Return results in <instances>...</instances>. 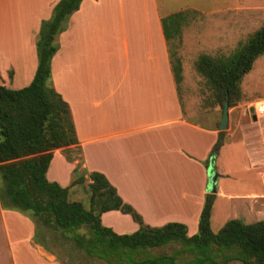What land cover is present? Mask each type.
<instances>
[{"label": "crops", "instance_id": "0c3cea01", "mask_svg": "<svg viewBox=\"0 0 264 264\" xmlns=\"http://www.w3.org/2000/svg\"><path fill=\"white\" fill-rule=\"evenodd\" d=\"M56 1L0 0V85L18 89L30 82L39 22ZM168 14L159 13L155 0H81L70 14L50 59V77L68 106L80 151L67 161L62 148L53 149L45 176L65 186L79 160L86 171L103 174L143 223L177 221L191 235L210 191L207 159L220 115L204 78L194 65L186 67L182 49L180 79L174 80L172 38H164L160 21ZM178 37L182 44L187 38L182 30ZM251 114L239 125L240 190L225 193L220 183L229 174L210 172L217 174L215 199L238 200L242 214L259 220L264 218V159L254 156L242 130ZM99 219L116 233L138 227L118 210L104 211ZM36 225L0 207V264H58L33 241Z\"/></svg>", "mask_w": 264, "mask_h": 264}, {"label": "trees", "instance_id": "16d2710c", "mask_svg": "<svg viewBox=\"0 0 264 264\" xmlns=\"http://www.w3.org/2000/svg\"><path fill=\"white\" fill-rule=\"evenodd\" d=\"M80 1L57 0L49 16L40 20L34 41L36 67L30 82L18 89L0 85V207L57 231L59 238L92 259V264H264V218L249 222L230 218L212 231L213 193L204 194L196 232L187 235L181 222L143 223L103 174L79 169V160L67 185L47 180L45 172L53 149L62 148L67 161L76 159L69 149L80 151L68 106L50 80V59L58 47V34ZM181 20V12L160 19L166 40L179 34ZM263 52L264 20L229 54L198 55L194 69L204 78L220 115L224 99L228 108L240 100L239 83ZM170 63L178 82L179 58L170 56ZM223 137L224 131H217L209 156L222 145ZM83 182L87 208L68 197L70 187ZM107 210L128 214L138 227L130 233L112 231L99 219ZM38 230L36 225L33 241L50 252Z\"/></svg>", "mask_w": 264, "mask_h": 264}, {"label": "rangeland", "instance_id": "374dc122", "mask_svg": "<svg viewBox=\"0 0 264 264\" xmlns=\"http://www.w3.org/2000/svg\"><path fill=\"white\" fill-rule=\"evenodd\" d=\"M155 2L161 14L181 12L182 20L179 30H182L187 38L182 44L178 35L174 36L168 41V50L173 59L182 49L188 68H193L200 54L212 56L229 54L264 20V0H155ZM239 86L240 100L227 111L229 124L227 122L223 130L224 133H228L227 140L222 148L207 159L208 175L211 174L212 169L229 174L227 179L222 180L224 183H220L227 194H234L240 190L238 176L244 175L240 170L242 169L241 156H238L239 125L249 121L252 103L264 98V52L253 61L251 69L242 77ZM216 114L220 115L219 109ZM242 130L245 132L249 148L254 156L263 160L264 114H258L256 117L251 114V122ZM68 152L74 158H78L75 147ZM80 165L79 162V169H81ZM210 180L211 178L208 182ZM85 183L74 185L68 197L70 200L80 201L87 208ZM209 190L207 193L215 194V191ZM241 210L238 200L214 198L210 213L211 230L216 231L226 219L230 218H238L243 222L252 221L254 216L244 215ZM262 214L264 215V202ZM37 225L39 238L45 242L58 264H92V259L83 256L73 248L70 242L59 238L57 231L47 230L39 222Z\"/></svg>", "mask_w": 264, "mask_h": 264}, {"label": "water", "instance_id": "95a60500", "mask_svg": "<svg viewBox=\"0 0 264 264\" xmlns=\"http://www.w3.org/2000/svg\"><path fill=\"white\" fill-rule=\"evenodd\" d=\"M227 111H228V107H227V101L226 99H224L223 103H222V108H221V115L219 118V122L217 125V130L218 131H223L226 128V123H227ZM249 112H251V109L249 110ZM217 174L216 172H211L210 174V189H212V192L215 191V188L213 186V181L216 178Z\"/></svg>", "mask_w": 264, "mask_h": 264}, {"label": "built area", "instance_id": "2783aa9c", "mask_svg": "<svg viewBox=\"0 0 264 264\" xmlns=\"http://www.w3.org/2000/svg\"><path fill=\"white\" fill-rule=\"evenodd\" d=\"M250 109L253 115L264 114V98L255 100Z\"/></svg>", "mask_w": 264, "mask_h": 264}]
</instances>
